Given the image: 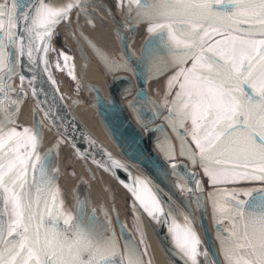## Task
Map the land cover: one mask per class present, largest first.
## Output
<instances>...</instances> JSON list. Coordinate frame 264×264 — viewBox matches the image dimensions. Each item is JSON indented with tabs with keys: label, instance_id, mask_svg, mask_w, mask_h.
I'll return each instance as SVG.
<instances>
[{
	"label": "snow or ice",
	"instance_id": "1",
	"mask_svg": "<svg viewBox=\"0 0 264 264\" xmlns=\"http://www.w3.org/2000/svg\"><path fill=\"white\" fill-rule=\"evenodd\" d=\"M133 5L137 17L150 22L148 31L178 68L168 81L169 89L179 85L170 109L175 115L168 119L174 128L177 121L182 127L191 119L195 145L193 150L181 135L182 154L194 164L199 160L213 186L241 180L264 184V0H128L129 13ZM76 7H81L80 0L59 7L46 0H36L31 7L20 0L0 3V72L7 69L0 80L16 72L15 64L9 67L11 53L5 50V40L32 62L34 53L47 51L38 49L37 41L50 39L54 27ZM20 20L25 22L26 43L17 31ZM189 61L191 66L184 67ZM69 75L75 78L72 70ZM20 79L23 83L25 77ZM4 87L0 84V92ZM0 110L5 111L0 119V264H125V260L151 264L134 245L121 255L114 236L105 237L61 210L62 201L47 179L46 155L38 150L41 133L29 128L18 131L11 127L15 116L6 106ZM160 147L174 159L170 145ZM111 167L123 165L113 161ZM134 183L140 187L130 190L153 220L172 215L164 211L149 182ZM195 189L203 191L199 179ZM210 198L226 264H264V187L214 191ZM196 200L199 204L200 198ZM184 220L181 225L173 219L169 226L179 253L191 264H200L199 257L215 264L200 248L190 217L185 215ZM225 221L231 227L222 230L219 226Z\"/></svg>",
	"mask_w": 264,
	"mask_h": 264
},
{
	"label": "water",
	"instance_id": "2",
	"mask_svg": "<svg viewBox=\"0 0 264 264\" xmlns=\"http://www.w3.org/2000/svg\"><path fill=\"white\" fill-rule=\"evenodd\" d=\"M20 2L29 7L36 4V0H20ZM46 2L59 7L71 2V0H46ZM87 3L88 0H80L81 7L74 8L68 19L62 20L54 27L50 39L37 41V48H46V52L38 51L37 53H34L33 60L30 62L26 55L19 56L18 49H16L15 53H11L9 60L17 59L18 76L21 77L22 75L25 77L22 85H25L30 90L31 95L40 106L45 117L49 120L54 131L68 141L69 144L92 165L112 176L129 193L140 210L145 213L167 249L175 258L177 264H191V261L180 254L175 247L172 234L169 231V226L173 219L181 225L185 224V215L190 217L191 227L201 240L200 248L207 251L208 259L214 261L215 264H222L215 246V241L221 246L218 239V226L215 221L213 222V228H211L208 216L207 196L204 185L199 178V170H197L195 176H193V173L188 169L187 162L181 160L177 161V167L173 169V171H170L163 166L161 159L155 150L156 142L163 138H168L169 135L166 129L162 125L153 126L145 124L141 130L135 124L131 123L129 118L125 119V116H123L121 111L109 110V113L105 116L106 126L112 130L117 137L123 138L132 149V152L141 157L144 161L139 165L134 164L107 148L89 133V131H87V129H85V127H83V125H81V123H79V121L73 116L68 100L60 91L56 80L55 84L57 87L48 78V54L55 32L63 22H68L70 20L71 14L74 10L87 12ZM24 27L25 22L20 20L18 22L17 31L24 35V42L26 43L28 34L24 32ZM70 32L74 37H77L74 34L73 28H70ZM121 43L123 53L128 61L131 62V52L126 34H122ZM83 49L85 51V48ZM45 61L47 63H45ZM29 82H31V85ZM107 90L111 95L113 104L117 106L122 104L123 96L125 94L137 92L138 95L141 92H147L145 81L137 71H135V80H132L124 74L112 76L107 83ZM170 125H172V123H170ZM177 131L181 134L186 133V130L182 127H177ZM113 161H118L123 167H111ZM197 161L194 164L191 160L190 166L196 168ZM173 179L183 182L187 188H192L193 191L191 193L188 191L183 194L179 193L173 184ZM196 179H199L200 183L203 185L202 192L198 190L196 191L200 193L203 201V228L207 242H205L199 232L197 225L193 220L191 210L188 208L185 201L187 197L194 193ZM137 180L149 182L147 185L148 188L157 195L164 211L166 213H172L170 217L162 218V220L157 221L153 220L147 212L144 211L140 206L139 201L130 190L133 186H136L137 188L140 187V185L134 183ZM214 191H219V189L211 188L208 191L211 203L212 200L210 198V193H213ZM227 223L231 225L229 221H225L219 226V228L226 230L225 224ZM198 259L200 260V264H208V261L204 260L203 257H199Z\"/></svg>",
	"mask_w": 264,
	"mask_h": 264
},
{
	"label": "rangeland",
	"instance_id": "3",
	"mask_svg": "<svg viewBox=\"0 0 264 264\" xmlns=\"http://www.w3.org/2000/svg\"><path fill=\"white\" fill-rule=\"evenodd\" d=\"M90 1L91 0H88V5ZM99 4L106 6L111 11L113 18L122 23L123 30L119 32L117 37H115V41L111 42L112 44H117V52L115 56H109L103 49L99 47V45L95 44L92 41L86 31L82 30V27L88 26L87 28H90L89 30H91L92 33L99 35V37L101 39L103 38L104 41H108L109 32L104 28V25H101L100 23L95 24L96 22H93L89 26L90 19L88 16L90 10L88 6L87 12L74 10L71 14L70 20L68 22H63L60 25V27L56 31L54 40L50 45L51 54L49 58V64L51 66L53 74L55 75L57 85L65 98L69 101H79L77 103L78 106L75 108V111L77 112L79 118L85 123L84 125H87L86 127L89 126L88 128L98 132L99 135L108 137L107 134L104 133L103 129H101V127L98 125L93 116L95 113L93 110L96 107L95 100H98L99 95L95 94L94 91L89 89L87 86L89 79H92V71L88 68L89 59L91 57V59L97 61L99 65L102 66L103 72L109 79L112 76L119 75L120 73L133 78L135 67L132 64V61H128V59L122 53L121 43L122 34L128 35L130 33V15L125 13L124 7L123 5H121V0H99ZM70 28H73L75 30L81 42L71 34ZM110 46L112 45L110 44ZM82 47L85 48V51ZM120 49L121 52H119ZM86 51H88L92 55H90L89 57ZM61 53L63 55H60ZM65 57H68L69 59L65 61ZM12 64L16 65V70L18 71V61L16 58L13 60ZM58 64L59 67L57 66ZM70 70L73 71L75 78H73L72 75H69ZM137 98V92L134 94V97L129 94H125L123 96L124 101L121 105L124 108L123 116H125V119L129 118L131 123L135 124L141 130L143 129V126L145 124H150L153 126L162 125L166 129L169 136L168 138H163L160 141V145H170L174 149V159L168 160L173 162L177 160L183 161V159H185L186 157L182 155L183 158H181L182 156H180L179 154L180 151L182 152V144L181 134L177 131V127L180 126L176 125L175 128L173 127V122L168 119V117L170 116L169 110L156 108L154 104L151 103L148 95L147 97L139 98V101L137 100ZM147 100H149V102ZM33 102L31 101V103ZM29 107L30 111L27 116L33 118L31 105ZM149 116L153 117L151 121L148 119ZM90 122L93 125L90 124ZM170 123H172V125H170ZM158 150V155L163 166L166 169H169V166L175 164L173 162L168 164L166 162L167 159L164 158L165 152L161 149V147H159ZM65 152H67L66 148ZM66 156L67 154H65L64 157L66 158ZM81 160H83V158H81ZM194 170L195 169H190L189 171L193 173ZM203 179H205L206 181H204ZM202 180L205 190L212 186V184L209 182V178L205 175V173H202ZM81 182L82 191L83 193L85 192L89 197V203L92 207L89 211L86 209L85 212L87 211L90 215L88 218L92 220L97 218L98 223L96 228L102 231L105 237H115L121 255L126 256L128 245H134L137 251L142 254L143 260L150 261L151 264H155L149 248L147 233L144 227L141 210L134 199L130 195H126L124 192H122L120 187L113 183L111 180H107L105 181L103 194V199L104 203L106 204L107 211L103 212L102 208H98L92 200L90 191L88 190V184L83 176ZM173 184L179 193L183 194L186 192V190L183 189H187V187H180L174 182ZM234 187V183L220 185L219 191H232L236 189ZM244 189H250V187H246ZM241 190H243V188H241ZM206 196L208 201L209 221L211 223V228H213V222L216 221V216L214 214L213 205L209 200L207 190ZM197 197L200 198L199 204H197ZM238 199H247V197L240 196L238 197ZM185 201L188 208L191 210V213L194 214V222L197 223V220H201L200 216L203 214V201L200 193H198L195 189L194 193L191 196L187 197ZM115 203H118L117 205H120L122 207L121 211L116 210V205H114ZM95 212L97 214L96 216L94 215ZM201 223L203 227V217ZM225 227V229H229L231 225L227 223ZM215 246L217 253L221 259V263L226 264L221 246L216 241ZM145 248L147 249V254L143 255ZM125 264H127L126 260Z\"/></svg>",
	"mask_w": 264,
	"mask_h": 264
},
{
	"label": "bare ground",
	"instance_id": "4",
	"mask_svg": "<svg viewBox=\"0 0 264 264\" xmlns=\"http://www.w3.org/2000/svg\"><path fill=\"white\" fill-rule=\"evenodd\" d=\"M88 6L90 10L89 16H88L90 19L89 26L93 22H96L95 24L100 23L101 25H104V28L105 26H107L108 28H112V25H113L114 26L113 31L112 29H109V30L113 32V34H115L116 36L119 34V32L123 30L122 23L120 21H117L115 18H113L111 11L106 6L99 4V0H91L89 2V5L86 4V7ZM108 23H111L112 25ZM87 27H82V30L86 31L89 34L92 41L95 44L99 45V47L103 49L109 56H111V53L109 52V50L104 45H102L101 42H99L97 38H95L94 34L91 32V30H89L90 28H87ZM55 34L53 36L52 41L54 40ZM75 38L81 42V40L78 37H75ZM50 54L51 53L49 49L47 75L50 81L56 86L55 75L53 74L51 70V66L49 64ZM87 54L89 55V57L90 55H92L88 51H87ZM88 66H89L88 68L91 71L92 69L96 71V73L98 74L97 81H100V82H97L90 78L87 84L89 89L94 91L95 94L99 95V98L97 96L98 100L97 99L95 100L96 107L93 110L95 112L93 116L96 122L98 123V125L101 127V129H103L104 133H106L108 137L99 135L98 132L93 131L92 129L88 128L89 126L86 127L87 125L86 126L84 125L85 123L79 118L77 112L75 111V108L78 106L77 103L79 101L75 102V101L68 100V103L70 102L69 105H70L73 116L79 121V123H81V125H83V127H85V129H87V131H89V133H91L96 139H98L101 143H103V145H105L107 148L111 149L113 152L117 153L119 156L127 159L128 161L134 164H137V165L142 164L144 162L143 159L139 157L138 155H136L134 152H132V149L129 147L128 143L123 138L117 137V135H115V133H113V131L110 130L106 126L105 116L109 113V110L110 109L111 111L118 110L123 113L124 108L122 105L117 106L113 104L111 95L107 90V83L109 81V78L103 72L102 66H100L97 61L91 59V57L89 59ZM128 94H133V93H128ZM122 104H123V101H122ZM90 124L92 123L90 122ZM53 133L54 131L52 128L47 129L46 130L47 138L50 139V136H52ZM160 141L156 142L155 144L156 151H159L158 149L160 147ZM65 148L67 149V152H65ZM65 154H67L66 156L67 159L64 157ZM59 157H60V162L62 163L63 166L75 167L77 171L79 172V174L81 175V178L82 176L85 178L88 184V190L90 191L92 200L94 201L95 205L98 208H102L103 212L107 211V207L103 199L105 181L111 180L113 183H115L116 185L120 187L122 192H124L126 195L127 194L129 195V193L112 176L108 175L106 172H104L100 168L92 165L86 158H84L81 154H79L69 144L68 141H65L61 145L59 149ZM81 158H83V160H81ZM117 204L118 203L114 204L116 205V210L121 211L122 207ZM141 214L143 218L144 227L147 233L149 248H150L154 263L155 264H177L175 258L173 257L171 252L167 249L166 245L164 244V242L158 235L157 231L155 230V228L153 227V225L151 224V222L149 221L145 213L141 211ZM193 216L194 214H192V217ZM200 219L201 220H197L198 222L195 224L197 225V228L199 232L201 233L203 239L205 240V242H207L206 236L204 233V228L202 227V223H201L202 215L200 216Z\"/></svg>",
	"mask_w": 264,
	"mask_h": 264
},
{
	"label": "flooded vegetation",
	"instance_id": "5",
	"mask_svg": "<svg viewBox=\"0 0 264 264\" xmlns=\"http://www.w3.org/2000/svg\"><path fill=\"white\" fill-rule=\"evenodd\" d=\"M3 2H5V0H0V3H3ZM8 2L10 4L11 0H8ZM108 24H111V23H108ZM105 29L109 32V38L107 42L104 41L103 38L101 39L99 35H96L94 33L93 34L95 38H97L98 41L101 42V44L104 45L109 50V52L111 53V56H115L117 52V44L116 43L112 44L111 42L115 41V37L117 36L109 30V29H112L113 31L114 26L112 25V28H108L107 26H105ZM73 31H74V34L78 37L74 29ZM110 44L112 46H110ZM5 50L9 53H12V52L15 53L16 48H13L8 43V41L5 40ZM119 52H121V49L119 50ZM13 60L14 59L9 60V67H11ZM6 73H7V69H5L3 72H0V77H5ZM120 74H123V73H120ZM97 77H98V74L96 73L95 70L92 69V79L97 81L98 79ZM131 79L135 80V71H134V77L133 78L131 77ZM97 82H100V81H97ZM0 84L5 85L3 92H0V106H6L7 112L15 116V123L12 124L11 127L17 128L18 131H22L23 128H29V129L38 130L41 133L42 139H41V143L39 145L38 150L42 156L46 155V164H47V171H48L47 179H49L52 182L53 191L56 192V194L59 196L60 200L62 201L61 210L75 215L78 218V221L85 224L86 226L96 227L98 223L97 218L92 220L88 218L90 216L88 212L87 211L85 212L86 209L89 211L92 207L89 203V197L87 196L85 192L83 193L82 191L81 175L79 174V172L77 171L75 167L63 166L62 163L60 162L59 149L66 140L54 131L49 120L45 117L43 111L41 110L40 106L39 105L37 106L38 103L35 101L33 96H31L30 90L25 85L24 86L22 85V81L20 77L18 76L17 70L9 78L0 80ZM133 94H129V95L134 97ZM141 97H147V92L145 93L141 92L140 94H138L137 100L139 101V98ZM14 101H19V104L14 105L13 104ZM31 101L32 102L34 101V102L31 103ZM147 101L149 102V100ZM30 105L33 111V118H30L27 116V114L30 111V107H29ZM17 107L19 110L18 112L14 113L13 109ZM4 115H5V111L0 110V119H3ZM148 119L151 121L153 117L149 116ZM49 128H52L54 131L50 139H48L46 135V130ZM181 135L185 136V134H181ZM168 147L169 146H165V148H168ZM179 154L180 156L183 155L181 151ZM164 158L167 159L166 162L168 164L173 162V161L168 160L169 158L168 156H166V154H164ZM181 158H183V156ZM177 161L173 163L176 164ZM183 161L187 162L189 170L195 169L193 171V176H195L196 171L198 169L197 167L192 168L190 166L191 159L187 160V158H185L183 159ZM169 170L173 171V167L169 166ZM34 175L36 178V182L40 184L41 177H40L39 172H36ZM199 178L201 179V183H203L202 174L200 170H199ZM173 182L179 185L180 187L185 186L183 182H180L177 179H173ZM41 187H43L42 184H41ZM33 194L35 195V189H33ZM50 207L52 208L53 211L56 210L54 206L50 205ZM41 210L43 211V209ZM94 215L95 216L97 215L96 212L94 213ZM61 226H63L62 221H61Z\"/></svg>",
	"mask_w": 264,
	"mask_h": 264
},
{
	"label": "crops",
	"instance_id": "6",
	"mask_svg": "<svg viewBox=\"0 0 264 264\" xmlns=\"http://www.w3.org/2000/svg\"><path fill=\"white\" fill-rule=\"evenodd\" d=\"M147 2L152 3V0H147ZM123 7L125 13L130 15V33L126 35L128 37L129 49L131 52V61L135 67L134 71H137L145 81L147 95L151 103H153L156 108L168 109L170 113L173 102L176 100V93L179 91V85L176 84L169 89L168 81L176 71H178V68L172 63L171 57L167 53V50L161 46L159 39L155 38L153 34L148 31L150 22L147 19H140L137 17L135 5L132 6L131 13L128 11V0H123ZM217 39H219V37H217ZM190 66L191 61L184 65V67ZM170 115H175V113H170ZM176 125L180 126L178 121ZM182 128L186 130V143L195 150V145L192 143L190 135L192 131L191 119H186ZM197 169L200 170L201 174L204 173V167L200 164L199 160L197 162ZM233 183L236 189L264 187V184H261L259 181L241 180L232 183L217 184L215 186L212 185L206 190L209 191L211 188H218L220 190V185Z\"/></svg>",
	"mask_w": 264,
	"mask_h": 264
},
{
	"label": "built area",
	"instance_id": "7",
	"mask_svg": "<svg viewBox=\"0 0 264 264\" xmlns=\"http://www.w3.org/2000/svg\"><path fill=\"white\" fill-rule=\"evenodd\" d=\"M204 181H206L205 179H203Z\"/></svg>",
	"mask_w": 264,
	"mask_h": 264
}]
</instances>
